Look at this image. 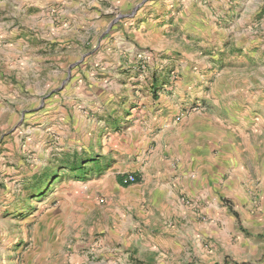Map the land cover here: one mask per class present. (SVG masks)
Returning <instances> with one entry per match:
<instances>
[{
  "label": "rangeland",
  "instance_id": "obj_1",
  "mask_svg": "<svg viewBox=\"0 0 264 264\" xmlns=\"http://www.w3.org/2000/svg\"><path fill=\"white\" fill-rule=\"evenodd\" d=\"M21 1L25 4L17 11L25 20L41 10V0ZM121 1L83 3L85 8L81 11L86 9L85 16H89L93 26L84 35L83 49L71 51L74 61H78L58 66L61 76L85 74L104 79L101 85L95 82L91 87L90 82L84 81L85 89L93 95L106 90L103 107L92 108L85 114L90 121L79 119L75 127L64 124L41 130L39 124L29 123V132H19L17 116L13 128L2 131L6 140L2 142L0 138V264H31L33 225L51 209L66 213L58 216H63L65 226L77 234L80 226L85 229L99 224L96 218L113 219L125 209L119 200L120 193L113 187L121 186L123 175L128 173L137 177L129 187H137L144 180L141 171L125 169L123 165L132 159L120 158L115 145H128L141 132L137 126L133 129L136 122L147 136L159 134L169 120L188 123L200 116L208 120L218 118L227 135L234 136L229 141L230 148L243 151L242 160L249 174L248 199L237 207L229 196L223 195L221 201L230 205L234 214L253 218L256 224L241 226V231L257 240L264 239V224H257L264 214V0H227L228 7L209 0L199 1L201 6L195 0H131L127 4ZM251 1L255 7L245 10ZM43 2L49 24L52 20L59 24L55 14L63 9L62 3ZM15 6L16 0H0V15ZM53 68L41 66L37 79L28 75L18 84L25 89V85L35 81L50 92L43 98L50 102L52 90H63L73 83L70 78L64 82L63 77L56 79L49 72ZM11 80L17 84V79ZM82 83L76 80L71 90ZM153 86L156 106L151 108L149 88ZM175 128L164 130L162 140H168ZM225 139L221 133L220 139L209 147L210 154L221 156L226 152ZM166 144L161 148L163 153L156 154L151 165L144 168L151 176L144 185L153 187L152 174L159 168L155 163L160 158L161 168L171 169ZM104 147L107 153L100 154ZM72 162L80 168L71 169ZM128 186L118 189L125 193ZM187 198L195 217L206 218L194 205L195 198ZM89 202L96 208L85 209ZM105 207L108 210L103 216L100 211ZM226 234L234 240L230 230L226 229ZM86 235L81 232L73 237L65 250L87 251L88 259L94 262L98 253L93 248L78 246L86 242ZM263 256L257 255L246 264H257ZM231 262L225 255L219 264ZM186 264L196 263L189 260Z\"/></svg>",
  "mask_w": 264,
  "mask_h": 264
},
{
  "label": "crops",
  "instance_id": "obj_2",
  "mask_svg": "<svg viewBox=\"0 0 264 264\" xmlns=\"http://www.w3.org/2000/svg\"><path fill=\"white\" fill-rule=\"evenodd\" d=\"M43 1L47 0L38 1L41 10L29 15V20L23 19L21 12L17 11L25 4L21 0H16L15 9L0 15L2 142L6 140L2 136V131L12 129L17 116L19 132L24 130L29 132V123L39 124L41 130L47 126L61 127L64 124L75 127L79 119L89 122L90 119L85 114L92 108L103 107L105 100L103 96H107L105 89L94 95L85 89V82H90L91 87V83L95 82L101 85V82H105L104 79L85 74L61 76L58 69V66H70L78 61H74L75 56L71 51L83 49L84 35L89 34L93 26V21L89 16H85L86 9L81 11V8H85L83 3L86 0H59L63 6V9H59L55 14L59 24H55L53 20L49 24V17H44ZM90 1L87 0L88 3ZM130 1L121 2L127 4ZM195 1L201 4L199 2L201 0ZM209 1L213 3L218 1L217 3L228 7L227 0ZM250 7H255L253 1L244 9ZM95 28L98 31L100 24L97 23ZM46 65L54 67L49 72L56 79L60 80L63 77L64 82L70 78L69 81L73 82L70 87L63 90H52L50 102L43 100L50 92L42 89L41 85L37 86L35 81L34 84L25 85V89L18 84L20 79L28 75L37 79L40 76L37 70ZM12 78L17 79L15 81L17 84L11 83ZM76 80L83 83L71 90ZM41 81L43 82V79ZM79 87L83 89L80 91ZM149 91L151 108H154L155 86L149 88ZM117 96L121 94L115 95V98ZM97 111L101 113V110ZM194 119L195 121L188 123L169 120L165 122L166 127L159 134L148 133L147 136L142 134L138 123H134L133 129L137 126L141 132L135 135L128 145L121 147H118V143L115 145L118 155H121L120 158L132 159V162L123 165L125 169L130 172L141 171V178L144 180L137 187L127 185L128 190L125 193L118 189H124L122 183L121 186L113 187V190L120 193L119 200L125 209L118 211L113 219L96 218L99 224L94 223L95 225L90 227L84 225L85 229L80 226L77 229L80 231L79 234L65 226L63 216H58L59 214L66 216V213L58 212L61 209H51L33 225L34 253L31 256V264H186L189 260L196 264H219L225 255L231 258V264H246L257 258V255L260 257L264 255V239L257 240L241 231V226L256 224L253 218L246 214L242 217L240 214H234L230 211V205L221 201L223 195L229 196L234 207H237L242 200L248 199L246 190L249 174L242 160L243 151L237 152L238 147L230 148L229 141L234 136L231 133L227 135L218 118L208 120L200 116ZM173 127H176L175 131L167 137L168 140L163 141L164 130H172ZM221 133L226 137L225 142L228 144L226 152H222L221 156L220 154L213 156L209 147L220 139ZM42 137L39 139L42 140ZM7 139H10L9 135ZM165 143L167 151L171 154L169 160L171 169L168 171L162 169L163 159L160 158L155 163L159 168L152 174L153 187L144 185L145 180L151 178L149 172H144V168L151 165L156 154L163 153L161 148ZM106 148L99 153H107ZM72 164L70 168L77 167L73 162ZM189 196L195 198L194 205L200 208V212L206 215V218L199 219L189 210L191 209L187 202ZM90 208L96 207L89 202L85 209ZM107 210L105 207L100 213L105 216ZM258 222L257 224H264V214ZM226 229L230 230L234 240L228 238ZM81 232L87 233L85 236L87 240L82 245L78 244L79 248H93L98 253V260L90 261L87 251L84 250H75L72 253L70 249L65 250V245L70 246L68 241L80 236ZM96 232L99 235H95ZM92 237L96 241L93 242ZM257 264H264V256Z\"/></svg>",
  "mask_w": 264,
  "mask_h": 264
},
{
  "label": "built area",
  "instance_id": "obj_3",
  "mask_svg": "<svg viewBox=\"0 0 264 264\" xmlns=\"http://www.w3.org/2000/svg\"><path fill=\"white\" fill-rule=\"evenodd\" d=\"M136 181H137L136 175L131 174V173L123 175V177L121 179V183L123 185H128V184L134 183Z\"/></svg>",
  "mask_w": 264,
  "mask_h": 264
},
{
  "label": "trees",
  "instance_id": "obj_4",
  "mask_svg": "<svg viewBox=\"0 0 264 264\" xmlns=\"http://www.w3.org/2000/svg\"><path fill=\"white\" fill-rule=\"evenodd\" d=\"M77 168H80V167H78V166L77 167H74V168L72 167L71 169H77Z\"/></svg>",
  "mask_w": 264,
  "mask_h": 264
}]
</instances>
